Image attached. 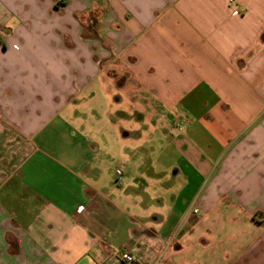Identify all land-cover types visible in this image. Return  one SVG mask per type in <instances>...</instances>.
Here are the masks:
<instances>
[{"label":"crops","instance_id":"crops-1","mask_svg":"<svg viewBox=\"0 0 264 264\" xmlns=\"http://www.w3.org/2000/svg\"><path fill=\"white\" fill-rule=\"evenodd\" d=\"M258 214L264 0H0V264H264Z\"/></svg>","mask_w":264,"mask_h":264},{"label":"rangeland","instance_id":"rangeland-1","mask_svg":"<svg viewBox=\"0 0 264 264\" xmlns=\"http://www.w3.org/2000/svg\"><path fill=\"white\" fill-rule=\"evenodd\" d=\"M136 113H131V120H135L136 118ZM132 118H135V119H132ZM120 129V128H119ZM124 129L126 130V131H129V132H132L133 131V128L131 127H124ZM144 146H146V147H152L153 148V151H152V153H150L148 156L150 157V158H146L145 159V166H146V168H150V167H153V154H154V151H155V143H149V142H147L146 144H144ZM145 147V148H146ZM169 149V148H168ZM167 149V150H168ZM169 151V150H168ZM167 151V152H168ZM167 152H165L164 153V156H163V158L162 159H160L159 161V163L163 166V165H165V164H167L168 162H170L171 161V159H168V157H167V155H166V153ZM174 157H176V156H174ZM177 163V162H176ZM178 164V163H177ZM258 216V218H260L261 219V221H262V217L264 216L263 214H258L257 215Z\"/></svg>","mask_w":264,"mask_h":264},{"label":"built area","instance_id":"built-area-1","mask_svg":"<svg viewBox=\"0 0 264 264\" xmlns=\"http://www.w3.org/2000/svg\"><path fill=\"white\" fill-rule=\"evenodd\" d=\"M228 3L229 4H232L233 3V0H228ZM262 223L264 224V216L262 217ZM120 258L125 263H130V262L133 261L132 260V257L127 252L121 253Z\"/></svg>","mask_w":264,"mask_h":264}]
</instances>
